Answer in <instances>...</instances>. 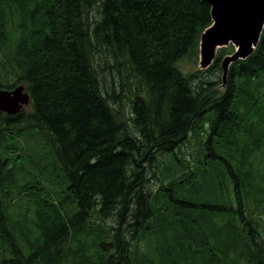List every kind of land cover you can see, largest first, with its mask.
I'll use <instances>...</instances> for the list:
<instances>
[{
    "label": "trees",
    "instance_id": "obj_1",
    "mask_svg": "<svg viewBox=\"0 0 264 264\" xmlns=\"http://www.w3.org/2000/svg\"><path fill=\"white\" fill-rule=\"evenodd\" d=\"M23 1L12 61L23 69L32 97L29 123L46 137L77 213L70 217L56 204L37 199L35 243L22 230L19 244L0 197V264H64V246L83 231L76 224L95 209L107 217L124 203L133 218L131 240H119L105 252L96 241V260L80 264H264V247L246 232L244 220L247 213L264 217V102L242 92L263 87L264 32L254 54L232 69L223 94L213 98L221 56L209 70L199 68L201 36L212 25V9L204 0H102V18L93 31L87 27L89 1ZM7 29L2 16L0 43ZM97 45L128 59L134 76L124 77L120 94L138 81L134 113L140 142L129 140L120 115L103 98L92 64ZM214 70L217 76L207 79ZM22 117L23 112H0V123ZM205 122L198 193L191 186L195 181L173 178L160 190L159 202L136 197L130 181L135 154L174 159L180 144L195 139ZM230 130L232 137H224ZM221 173L233 185L239 212L225 211L227 200L210 202L208 192L202 193L203 184L213 187ZM255 178L262 197L251 201ZM158 203L166 215L157 211ZM164 219L167 227L161 226ZM185 247L192 251L187 254Z\"/></svg>",
    "mask_w": 264,
    "mask_h": 264
},
{
    "label": "rangeland",
    "instance_id": "obj_2",
    "mask_svg": "<svg viewBox=\"0 0 264 264\" xmlns=\"http://www.w3.org/2000/svg\"><path fill=\"white\" fill-rule=\"evenodd\" d=\"M82 1L90 2L86 4L89 8L87 13L89 26L87 27L93 31L102 18V0H79V3ZM24 6L26 7V2L24 3L23 0H0V19L2 16L4 17L5 25L8 28L6 38L0 43V86L4 88H13L23 84L29 90L28 85L22 80L23 69H19L12 61L14 42L21 36L16 29V23L20 14L22 18L24 16ZM9 28L12 32L9 31ZM100 46L97 45L92 52L94 54L92 64L101 84L100 91L104 94L103 98L106 99L113 112L120 115L125 131L131 138L129 140L133 139L140 142L143 137L140 127L135 123L137 117L134 113L136 96L140 89L138 81L133 84L132 88L126 90L124 95L120 94V83L124 77L134 76V73L129 71L130 64L126 57L115 55L112 51ZM235 51L236 46L234 45L219 47L216 58L221 56L223 62ZM237 65H240V61L231 64L228 75ZM217 73L215 70L212 71L207 79L215 78ZM224 82L222 70L215 81L220 85L212 90L213 98H218L223 94ZM242 92L253 96L257 101L264 102V80L263 87H253ZM141 97L145 98V96ZM29 114L30 107H26L22 118L12 123L5 121L0 123V197L3 200L2 211L11 222L9 230L13 239H16L19 244H22L19 239V233L22 230L27 233L29 243H35L37 199L56 204L70 217L77 213L75 199L68 192L69 185L66 183L61 166L58 164L55 154L47 147L46 137L30 125ZM208 129V122L201 124L197 136L195 135L196 138L180 144L176 149L174 159L168 155L161 156V154L154 152L136 153L133 172L130 174V181L136 188V197L143 194L146 199L159 202L160 190L167 188L173 178H179L183 182H188L189 179L195 181L196 183L191 186L198 193V184L202 182L204 170L199 169L197 164ZM220 134L221 132L217 135ZM223 136L231 138L232 131L230 130ZM259 185V178L252 179L251 201L259 200L262 197L258 189ZM205 191L208 192L210 202L222 203L227 200L228 205L225 207V211L232 207L233 212H239L237 197L226 173H221V176L214 179V185L209 189L204 183L202 193ZM136 197L133 198L132 196L130 201H136ZM204 205L200 207L203 210L207 208L208 203H204ZM135 208L136 206L133 204L132 215ZM116 211L107 217H103L98 213V209H95L86 221H79L76 224H80L83 231L79 236L72 237L64 246L62 258L64 264L95 261L96 258L93 257V253L96 247L104 252L111 251L119 240H131L134 230L133 218L130 217L126 204H122ZM157 211H160L162 215L167 214L166 207L160 203H158ZM244 218L246 232L250 233L255 241L264 247V217H261L260 212H255L254 214H245ZM161 226H168L166 219L161 222ZM240 230L237 229L238 232ZM197 238L200 239L198 235ZM96 241L99 245L95 247ZM2 249L3 247L0 245V256ZM191 251L190 248L185 247L187 254ZM183 257L186 260V256Z\"/></svg>",
    "mask_w": 264,
    "mask_h": 264
},
{
    "label": "water",
    "instance_id": "obj_3",
    "mask_svg": "<svg viewBox=\"0 0 264 264\" xmlns=\"http://www.w3.org/2000/svg\"><path fill=\"white\" fill-rule=\"evenodd\" d=\"M204 1L208 2L212 8L214 26L202 35L200 67L201 69L209 68L216 58L217 48L232 43L238 50L222 62L223 76L226 80L230 65L250 57L260 42L264 31V16L258 21L257 13L264 7V0ZM30 102L31 95L23 85L12 90L0 89L2 113L9 116L18 115Z\"/></svg>",
    "mask_w": 264,
    "mask_h": 264
},
{
    "label": "bare ground",
    "instance_id": "obj_4",
    "mask_svg": "<svg viewBox=\"0 0 264 264\" xmlns=\"http://www.w3.org/2000/svg\"><path fill=\"white\" fill-rule=\"evenodd\" d=\"M243 7H244V6H243ZM253 7H254V6H253ZM257 16H258V17H257V20H258V21L264 16V7L258 10ZM262 22H263V21H262ZM259 23H260V22H259ZM260 24H261V23H260ZM256 25H257V24H256ZM228 45H233V44L230 43V44H228ZM228 45H226V46H228ZM226 46H225V47H226ZM212 66H213V65H212ZM212 66H211V67H212ZM220 66H221V71H222V70H223V63H222V61L220 62ZM211 67H210V68H211ZM210 68H209V69H210ZM209 69H208V70H209ZM206 71H207V70H206Z\"/></svg>",
    "mask_w": 264,
    "mask_h": 264
}]
</instances>
